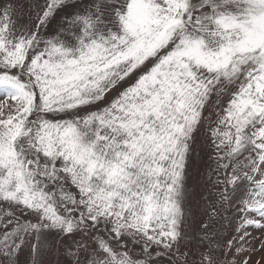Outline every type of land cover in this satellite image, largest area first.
I'll return each instance as SVG.
<instances>
[{"label":"snow or ice","instance_id":"snow-or-ice-1","mask_svg":"<svg viewBox=\"0 0 264 264\" xmlns=\"http://www.w3.org/2000/svg\"><path fill=\"white\" fill-rule=\"evenodd\" d=\"M255 233L264 0H0V264H249Z\"/></svg>","mask_w":264,"mask_h":264},{"label":"rangeland","instance_id":"rangeland-1","mask_svg":"<svg viewBox=\"0 0 264 264\" xmlns=\"http://www.w3.org/2000/svg\"><path fill=\"white\" fill-rule=\"evenodd\" d=\"M195 181H196V177L195 175H193V178L190 182V186L191 187H195ZM198 191V189H197ZM195 203H196V196L192 195L190 197V207L192 208V211L195 212L196 208H195ZM187 231L189 232V247L193 250V251H197L199 248V245H197L193 240H192V234L195 231V225L193 224L190 228L187 229ZM225 237L227 238V236L229 235L228 231H225ZM255 236L258 238H264L261 237L260 233H255ZM253 246L257 248V250L255 251V253L252 255L251 260L249 261V264H264V250H260L259 249V243L258 241H253Z\"/></svg>","mask_w":264,"mask_h":264}]
</instances>
